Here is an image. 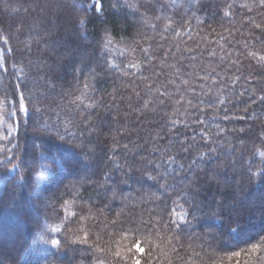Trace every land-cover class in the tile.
Returning <instances> with one entry per match:
<instances>
[{
  "label": "trees",
  "instance_id": "16d2710c",
  "mask_svg": "<svg viewBox=\"0 0 264 264\" xmlns=\"http://www.w3.org/2000/svg\"><path fill=\"white\" fill-rule=\"evenodd\" d=\"M95 3L0 0V264H264V5Z\"/></svg>",
  "mask_w": 264,
  "mask_h": 264
},
{
  "label": "snow or ice",
  "instance_id": "6c2138e0",
  "mask_svg": "<svg viewBox=\"0 0 264 264\" xmlns=\"http://www.w3.org/2000/svg\"><path fill=\"white\" fill-rule=\"evenodd\" d=\"M260 3H261L262 5H264V0H260ZM94 7H95V10H96L97 12H99V11L101 10V5H100V3H99V0H96V3H95V6H94ZM79 23H80V24H84L85 21H84V20H81V21H79ZM13 95L15 96V93H14ZM25 99H26V98H25V96L23 95V92H21L20 95H19V99H18V112L15 111V110H14V111H10V112H9V117L14 116V115H18L19 113H23L25 116H28V115H29V113H28V109H27V107H26V105H25ZM262 99H264V97H262ZM0 124H3V117H0ZM11 128H12V125H9V129H11ZM9 134H10V132H9ZM61 139H63V137H61ZM3 163H4L3 161H0V164H3ZM5 167H6V166H5ZM18 168H19V165H18V164H13V165H12V168H11V169H8V171L17 170ZM40 175L43 176L44 173H40ZM24 178H25L24 175L21 174V175L18 177V180H19V181H23ZM181 219H183V218H181ZM170 223H171V225H174V226H176V227H180V223L177 222V221H175V220L171 221ZM49 231H50V232H58L59 229H57V228H50ZM85 239H86V237H85ZM40 242L43 243V244L51 243V245H52L54 248H57V249L60 248V241H59V240H55V239H53V240H49V239L47 238V235H46L45 233H42V234H41ZM259 247H260L259 244H253L252 249H253V250H257V249H259ZM132 251H134L135 253L139 254L138 256H133V258H132V264H142V260H141V258L144 256V254H145V250L140 246L139 241H137V242L134 244ZM115 255H116L117 257H120V253H119V252H117ZM235 255H236V256H239L240 253L237 252V253H235Z\"/></svg>",
  "mask_w": 264,
  "mask_h": 264
},
{
  "label": "rangeland",
  "instance_id": "374dc122",
  "mask_svg": "<svg viewBox=\"0 0 264 264\" xmlns=\"http://www.w3.org/2000/svg\"><path fill=\"white\" fill-rule=\"evenodd\" d=\"M21 225V224H20ZM21 227V226H20ZM23 227V226H22ZM13 228V227H12ZM12 229L9 228V230L5 231L6 234H11ZM10 232V233H9Z\"/></svg>",
  "mask_w": 264,
  "mask_h": 264
}]
</instances>
